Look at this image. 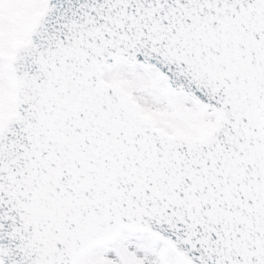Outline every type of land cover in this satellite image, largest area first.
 I'll return each mask as SVG.
<instances>
[{
  "label": "snow or ice",
  "instance_id": "1",
  "mask_svg": "<svg viewBox=\"0 0 264 264\" xmlns=\"http://www.w3.org/2000/svg\"><path fill=\"white\" fill-rule=\"evenodd\" d=\"M0 264H264V0H0Z\"/></svg>",
  "mask_w": 264,
  "mask_h": 264
}]
</instances>
